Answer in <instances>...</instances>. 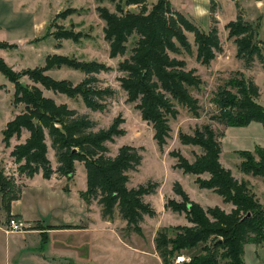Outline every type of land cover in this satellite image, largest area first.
<instances>
[{
	"label": "rangeland",
	"instance_id": "1",
	"mask_svg": "<svg viewBox=\"0 0 264 264\" xmlns=\"http://www.w3.org/2000/svg\"><path fill=\"white\" fill-rule=\"evenodd\" d=\"M128 1L0 0V59L17 76L15 81H11L0 73L1 176L7 181L13 179L21 190L28 180L18 173L19 164L11 156L14 147L23 143L28 133L23 129L20 136L14 135L9 140L7 146L3 140V131L9 122L25 112V96L37 91L41 98L51 100L56 106H66L80 115H86L95 123L92 132L107 129L117 121L124 134L115 138L113 143H105L108 149L106 156L114 157L121 147L135 148L141 155V164L137 170L127 173L129 180L126 187L136 188L148 181L159 185L154 194L143 197L144 203L149 204L155 211V216L144 215L139 223L141 233L136 234L126 229V223L119 217L118 210H115L112 220L107 221L101 218L100 207L96 201L89 206L83 203L85 208L81 206L83 204L79 194L86 190V173L82 163L75 162V172L71 178L59 177L56 173L51 176L52 185L59 188L49 190L48 184L42 180L33 182L26 194H41L45 197L46 193L55 192L51 195L53 206L36 205V209L31 211L41 224L25 227L18 222L22 228L16 233H27L24 234V241L30 238L36 248L41 244L46 245L41 250L35 248L34 254L26 253V250L21 252L19 258L30 259L31 263L26 264H162L155 243L158 234L165 235L166 242H169L176 239L179 233L177 228L191 226L184 212L179 210L178 213L166 208L181 202L180 197L173 192L174 183H178L189 199L204 210L217 207L227 214L230 213L234 209L231 203L224 202L223 197L214 190L199 186L198 181L208 180L209 175L186 174L178 168L181 158L192 163L196 156L201 155L199 147L183 145L180 135L192 136L197 128L205 124H210L218 137L221 166L231 173L234 180L246 186V191L264 214V177L240 170L245 161L242 153L252 155L256 163L259 162L256 153H264L262 124L251 122L245 127H226L211 121L215 110L211 103L214 92L236 72L243 73L258 87L257 103L264 109V64L255 60L246 69L243 61L236 56L237 46L234 38L229 37L228 31V25L236 20L237 15H241L244 21L256 29L264 56V0H168L175 11L192 20L203 32L215 27L221 52L216 53L215 59L208 66L201 65L196 61L194 37L186 32L191 54L181 50L179 55H171L184 61V69L192 70L200 79L201 83L197 88H189V94L198 101L199 113L195 116L187 108L173 102L177 115L168 118L170 132L162 150L154 140L152 125L141 119L135 104L127 102L126 94L120 88L121 73L117 69L118 63L130 56L137 37L132 36L129 39L124 56L111 57L110 42L105 37L106 22L100 14L101 10L118 14L119 9L133 14H147L159 0H145L144 6L130 5ZM211 18L215 19L214 23ZM53 58H66L69 62L71 60L78 63L94 62L110 69L108 72L91 75L96 79L94 87L109 88L114 92L104 100L103 111H90L84 106L81 95L75 93L76 87L86 77L79 70L63 66L42 72V76L66 85L67 88L64 89H71L70 95L47 88L41 81H37L41 80L37 72L44 70L48 59ZM45 142L47 158L53 171H56L55 152L47 133ZM61 192H74L68 196L75 206L73 210H65L64 205L68 203V199L57 195ZM26 197L28 201H34L30 200V196ZM2 204L0 200V224L7 226L9 219ZM64 221H74L75 224L70 229L62 228L51 232L48 237L39 234L43 230L42 225H61ZM0 242H3L2 236ZM211 243L208 241L206 246L210 248ZM203 246L204 244L199 243L198 247L191 250L173 251L174 248L169 243L167 252L170 254V264H177L174 261L178 256L185 257V262L178 264L190 263L193 256L201 253ZM247 250L243 256L244 262L249 259ZM223 251L219 249L216 253L219 264H223V260L219 258Z\"/></svg>",
	"mask_w": 264,
	"mask_h": 264
},
{
	"label": "trees",
	"instance_id": "2",
	"mask_svg": "<svg viewBox=\"0 0 264 264\" xmlns=\"http://www.w3.org/2000/svg\"><path fill=\"white\" fill-rule=\"evenodd\" d=\"M127 3L144 6L145 0H129ZM100 14L106 22L105 37L110 42L111 57L124 56L129 39L137 37L130 56L118 63L120 88L125 92L127 102L135 104L141 119L152 125L154 140L162 150L170 132L168 118L177 115L173 102L187 108L195 116L199 113L198 101L189 94V88H197L200 79L192 70L184 69V61L171 55H179L181 50L191 54L185 35L188 32L194 37L196 61L208 66L216 53L221 52L217 30L212 27L203 32L192 20L175 11L168 0H159L147 14H133L121 9L118 14H110L106 10H101ZM211 19L214 23L215 19ZM228 31L237 46L236 56L243 61L246 69L255 60L264 64L261 42L251 24L237 15L236 20L228 25ZM70 62L66 58L48 59L45 69L37 72L41 76V80L37 81L47 88L70 95L71 89H64L66 85L42 76V72L63 66L79 70L86 77L76 87L75 93L81 95L84 106L90 111H103L104 100L114 92L109 88L94 87L96 79L91 75L110 69L94 62ZM0 73L11 81L17 79L1 59ZM258 97L259 89L254 82L243 73L236 72L214 92L211 103L215 110L211 121L226 127H245L251 122H258L264 128V109L257 103ZM25 105V112L9 122L3 131L7 146L9 140L14 135L20 136L23 129L28 133L26 140L16 145L11 153L15 163L19 164L18 173L28 179L39 173L44 179H50L54 173L67 179L75 172V162H80L85 168L86 190L79 195L85 205L96 201L101 218L107 221L112 220L115 210H118L126 229L140 234L139 223L143 216H155V211L144 203L143 197L154 194L159 185L148 181L136 188L126 187L129 180L127 173L137 170L141 155L135 148L121 147L114 157L106 156L108 149L105 143H113L115 138L124 134L118 122H113L107 129L92 132L95 123L86 115H80L66 106H56L51 100L41 98L37 91L25 96ZM45 133L55 152L56 171H53L47 158ZM179 138L183 145L199 147L201 155L196 156L192 163L181 158L178 168L186 174L209 175L208 180L198 181L199 186L214 190L234 209L228 214L217 207L204 210L189 199L178 183H174L173 192L181 202L166 208L184 212L191 226L177 228L176 239L169 242H166L165 235L158 234L155 243L161 263H171L167 252L169 243L173 251L191 250L201 243L204 244L201 253L193 256L188 264H219L216 254L219 249L224 250L219 257L223 264H244V246L264 242V214L246 191V186L239 184L221 166L220 143L210 124L197 128L192 136L181 134ZM256 155L258 163L254 162L252 155L242 153L245 161L240 170L264 177V153L257 152ZM10 180L7 181L0 173V194L7 219L11 217L10 203L17 200L21 193L15 181ZM208 241L212 242L210 248L206 246Z\"/></svg>",
	"mask_w": 264,
	"mask_h": 264
},
{
	"label": "crops",
	"instance_id": "3",
	"mask_svg": "<svg viewBox=\"0 0 264 264\" xmlns=\"http://www.w3.org/2000/svg\"><path fill=\"white\" fill-rule=\"evenodd\" d=\"M38 180H42V182L47 183L49 190H52L54 187L59 188L56 185H52V179H44L40 173L35 175L33 178L27 180L25 185L22 187L21 193L19 197L17 198V200L12 201L9 205L11 217L15 219L17 222H20L21 224H23V226L25 227L27 226L31 227L33 224H36V223L41 224V221L39 220V218L37 216H34L31 212L36 209V205H40V206L43 205V206L49 207V206H53V203H54L53 198H51V195H53L55 191L54 192L52 191L53 193L51 194L46 193L45 197H43V195L41 194L40 195H35V194L30 195L29 193L26 194V191L30 187V185L33 182L38 181ZM71 193H74V192H71ZM71 193H68V192L57 193L58 196L68 199L67 200L68 203L64 205L65 210H68V211L70 209L73 210L75 208V206L73 205V202H71L68 197ZM26 196H30L31 198L30 200H34V201H28V197ZM0 200H1V194H0ZM80 201L82 204L84 203L81 198H80ZM84 204L81 206H84L85 208ZM1 221L2 219L0 220V222ZM4 224H5V221H4ZM74 224H75L74 221L73 222L64 221L63 224L61 225L50 223L47 225H42L44 227V228L42 227L43 230L41 232L39 231L38 232L39 234H45L43 235L44 237L46 236L48 237L49 236L48 234H50L51 232L59 231L62 228H64L62 230L70 229L71 228L70 226H74ZM49 227H53L54 229L51 230L49 229ZM28 233H31V232H28ZM24 234H27V233L18 234L16 232L15 233L9 232L7 231L6 224L5 226H2L0 224V236H2V240H3V242H0V264L31 263L29 261L30 259L25 260V259H21L18 257V255L21 252L24 253L26 250L27 251L26 253L30 254V253H33L36 248L35 246H33V242L29 240L30 238H28L27 241H24L26 239L25 237L26 235ZM43 236H40V238L42 239ZM18 238H19V241H18ZM45 243L47 244L46 241ZM45 246H46L45 244L44 245L41 244L40 247L36 249L41 250V249H44ZM246 249H248L247 256L249 257V259L247 258L248 260H245L244 264H264V243H262L259 246H255L253 244H246L244 246L243 256H245ZM28 258H31V257H28Z\"/></svg>",
	"mask_w": 264,
	"mask_h": 264
},
{
	"label": "built area",
	"instance_id": "4",
	"mask_svg": "<svg viewBox=\"0 0 264 264\" xmlns=\"http://www.w3.org/2000/svg\"><path fill=\"white\" fill-rule=\"evenodd\" d=\"M7 227L9 229L10 232H19L21 230V224L18 223L15 219L11 218L8 220V223H7ZM175 263H182V262H185V257H182V256H178L176 257Z\"/></svg>",
	"mask_w": 264,
	"mask_h": 264
}]
</instances>
